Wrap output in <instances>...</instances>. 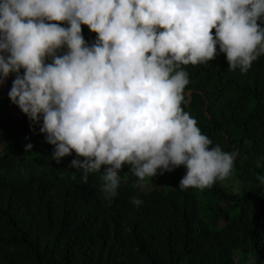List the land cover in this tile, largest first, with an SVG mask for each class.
<instances>
[{
    "label": "clouds",
    "instance_id": "9594fccd",
    "mask_svg": "<svg viewBox=\"0 0 264 264\" xmlns=\"http://www.w3.org/2000/svg\"><path fill=\"white\" fill-rule=\"evenodd\" d=\"M262 17L264 0H0V85L16 73L12 103L42 119L57 163L84 158L70 165L84 169L81 183L103 168L109 202L125 165L141 182L183 165L179 187L203 190L230 175L238 153L210 149L184 111L181 65L214 60L219 45L229 69L246 73L264 54ZM82 25L97 34L91 46Z\"/></svg>",
    "mask_w": 264,
    "mask_h": 264
},
{
    "label": "trees",
    "instance_id": "16d2710c",
    "mask_svg": "<svg viewBox=\"0 0 264 264\" xmlns=\"http://www.w3.org/2000/svg\"><path fill=\"white\" fill-rule=\"evenodd\" d=\"M82 29L91 46L97 34ZM181 67L190 81L184 111L212 140L210 149L238 153L226 178L236 190L224 180L181 189L183 165L158 171L146 190L149 177L141 182L125 165L109 202L103 168L84 184V169L70 167L83 157L52 158L42 119L33 124L10 100V74L0 85V264H264V54L245 73L230 70L217 45L214 60Z\"/></svg>",
    "mask_w": 264,
    "mask_h": 264
},
{
    "label": "rangeland",
    "instance_id": "374dc122",
    "mask_svg": "<svg viewBox=\"0 0 264 264\" xmlns=\"http://www.w3.org/2000/svg\"><path fill=\"white\" fill-rule=\"evenodd\" d=\"M50 62H51V60L48 59V63H50ZM12 74H16V73H12ZM153 184H154L153 178L149 177L148 181H146L143 184V187H144V189L148 190V189L152 188ZM224 184L226 185V187H230L231 190H236L237 185H236L235 179H232V178L226 179V180H224ZM246 253L249 254V258H251L250 252L248 251Z\"/></svg>",
    "mask_w": 264,
    "mask_h": 264
}]
</instances>
